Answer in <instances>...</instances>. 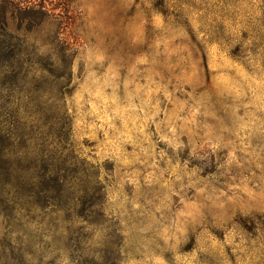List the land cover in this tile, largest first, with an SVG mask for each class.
Returning a JSON list of instances; mask_svg holds the SVG:
<instances>
[{
	"label": "rangeland",
	"instance_id": "obj_1",
	"mask_svg": "<svg viewBox=\"0 0 264 264\" xmlns=\"http://www.w3.org/2000/svg\"><path fill=\"white\" fill-rule=\"evenodd\" d=\"M36 2L4 9V118L68 131L102 217L37 210L0 235L35 260L84 234L119 264H264V0Z\"/></svg>",
	"mask_w": 264,
	"mask_h": 264
},
{
	"label": "trees",
	"instance_id": "obj_2",
	"mask_svg": "<svg viewBox=\"0 0 264 264\" xmlns=\"http://www.w3.org/2000/svg\"><path fill=\"white\" fill-rule=\"evenodd\" d=\"M8 4L16 11L23 7L32 10L39 5L36 0L25 3L0 0V217L13 220L22 216L23 220H31L33 217L29 214L49 209L50 213L64 212L67 220L78 217L88 223H99L102 202L98 195L102 186L93 180L91 167L79 166L66 152L68 131L54 134L51 126L44 132L43 123L36 129L29 126L27 131L20 132L23 127L18 120L4 118V9ZM41 11L49 15L45 5ZM61 49L64 56H69L67 45ZM84 236L72 237L76 240L73 246L55 245L49 256L41 255L35 260L31 248L2 234L0 264H62L63 248L76 264H119L115 240L107 241L105 249H101L102 256H96L90 254Z\"/></svg>",
	"mask_w": 264,
	"mask_h": 264
}]
</instances>
